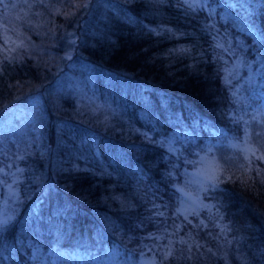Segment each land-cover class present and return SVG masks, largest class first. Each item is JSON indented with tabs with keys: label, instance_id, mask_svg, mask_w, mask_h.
I'll use <instances>...</instances> for the list:
<instances>
[{
	"label": "trees",
	"instance_id": "1",
	"mask_svg": "<svg viewBox=\"0 0 264 264\" xmlns=\"http://www.w3.org/2000/svg\"><path fill=\"white\" fill-rule=\"evenodd\" d=\"M67 21L57 74L0 58V264L108 262L98 236L112 264L143 246L151 264H264V121L247 85L264 76V0H87ZM187 180L210 207L185 218Z\"/></svg>",
	"mask_w": 264,
	"mask_h": 264
},
{
	"label": "rangeland",
	"instance_id": "2",
	"mask_svg": "<svg viewBox=\"0 0 264 264\" xmlns=\"http://www.w3.org/2000/svg\"><path fill=\"white\" fill-rule=\"evenodd\" d=\"M15 1L22 3H20V5H15ZM86 1L87 0H3V3H0V58L9 61H13V59L17 61L30 59L35 64L49 61L50 65L52 64L53 66L49 73L55 71V74H57L60 69H63V61H61V59L65 56H69L70 52V49H67L66 54L62 53L57 55V50L62 42L59 41L58 38L64 33L66 23H68L67 18L71 19L78 8L81 9L82 6L86 5ZM195 1L196 0H192V2ZM20 12L23 14H20ZM37 15L42 16L34 23V21L38 19V17H36ZM23 22L29 23L26 25ZM235 24H239V21L237 20ZM64 43L66 44L65 41ZM50 65L49 67H51ZM247 79L250 80L247 84L250 91L248 96L252 98V100L248 101V110L251 111L256 105V112L260 114L261 119L264 121V76L261 71L256 69ZM33 98L35 99L36 96ZM106 100L107 97H105V101ZM1 109L2 107L0 110ZM260 136L261 132L257 133L253 142H261V147H263L264 138L262 140H257ZM220 147H222V144L218 142L212 144L214 151H217ZM238 147L240 148V152H244L248 149L247 146L241 144L238 145ZM213 156L215 155L213 154ZM200 183L201 181L197 184ZM197 184H190L187 180L182 183L179 188L177 187L179 194V211L185 218L191 215H197L201 208L210 207L209 204L203 201L201 197V187ZM5 189L7 190L8 196L15 193L11 183L6 184ZM181 218L187 221L185 218ZM195 228L198 229V226ZM98 237L92 238L88 242H91L95 247L100 246L103 249L105 248V254L109 256L111 260L107 262L106 259H100L99 256L103 253L94 252L87 257L88 261H85L89 263V261L94 260L100 264H112L111 262L116 260L118 252L113 246L109 244L104 245L103 239ZM184 237L205 243L207 239L212 236L209 230L204 232L191 230L185 234ZM128 250L127 246V251ZM140 253V257H137L134 264H151V257L147 254V250L144 246Z\"/></svg>",
	"mask_w": 264,
	"mask_h": 264
},
{
	"label": "snow or ice",
	"instance_id": "3",
	"mask_svg": "<svg viewBox=\"0 0 264 264\" xmlns=\"http://www.w3.org/2000/svg\"><path fill=\"white\" fill-rule=\"evenodd\" d=\"M0 3H3V0H0ZM189 7H192V5H189ZM158 214L163 215V213H158ZM5 223H6V221H0V225H3ZM168 255H171V253H168ZM153 264H154V262H153Z\"/></svg>",
	"mask_w": 264,
	"mask_h": 264
}]
</instances>
